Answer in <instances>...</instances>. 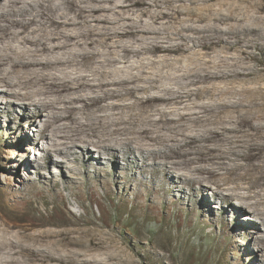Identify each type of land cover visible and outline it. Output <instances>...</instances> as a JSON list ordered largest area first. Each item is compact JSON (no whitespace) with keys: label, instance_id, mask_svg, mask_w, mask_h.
Wrapping results in <instances>:
<instances>
[{"label":"bare ground","instance_id":"obj_1","mask_svg":"<svg viewBox=\"0 0 264 264\" xmlns=\"http://www.w3.org/2000/svg\"><path fill=\"white\" fill-rule=\"evenodd\" d=\"M51 1L0 0V87L19 102H7L3 115L15 130L22 120L40 119L38 133H49V141L55 136L58 142L44 151L42 163L34 159L23 164L24 191L42 197L47 188L63 204V192H68L84 207V189L92 200L98 189L105 196L113 194V186L129 190L126 172L121 182L114 171L123 161L126 170L134 165L140 173L159 178L157 186L149 183L150 190L160 194L151 211L159 205L167 217L179 211L182 198L171 195L177 189L191 198L188 210L194 217L210 205L198 197L212 183L215 201L228 204L233 198L240 209L226 206L222 221L204 218L198 224L211 229L221 223L229 231L241 227L252 233L256 256L264 254V230L259 235L256 225L239 217L250 210L264 227V123L252 124L264 119V105L225 100L245 94V89L201 86L230 77L219 70L233 69L249 56V37L257 35V27L264 28V17L259 16L264 0H187L188 5L179 4L183 0H60L58 7ZM132 14L137 18H129ZM255 47L260 50L261 45ZM218 48L238 49L239 55L221 56ZM144 53L163 56L139 58ZM133 57L138 60L132 62ZM202 98L209 103H201ZM172 104L175 107L165 109ZM227 121L235 127L225 126ZM245 126L252 131L249 140L232 142L234 149L247 145L245 151L209 145L233 138L228 134ZM82 148L100 170L91 172L82 162ZM134 152L140 158L133 157ZM53 153L61 163L67 157L78 168L82 165L69 168L77 177H67L64 165L50 158ZM28 166L34 169L33 178L25 175ZM135 180L137 186L148 185L142 178ZM183 185L189 186V193ZM224 188L230 193L220 197ZM133 193L143 197L140 191ZM42 203L51 202L43 198ZM88 213L69 220L71 230L34 233L29 230L52 220L20 215V224L11 220L15 214H6L9 221L0 219V264H133L128 239L114 228L105 230V224ZM228 214L236 217L230 228Z\"/></svg>","mask_w":264,"mask_h":264},{"label":"rangeland","instance_id":"obj_2","mask_svg":"<svg viewBox=\"0 0 264 264\" xmlns=\"http://www.w3.org/2000/svg\"><path fill=\"white\" fill-rule=\"evenodd\" d=\"M31 1L34 3L37 0ZM61 3L62 1L60 0H52L50 4L52 7H58ZM198 3L200 4L201 1H198ZM179 4L188 5V1L183 0ZM179 4L174 3V6ZM166 10V8H163V11L166 12ZM137 16L138 14H132L129 18L135 19ZM259 16L264 17V13ZM144 19L146 20V18ZM229 24H223L221 27L226 28ZM242 27L245 28L244 25ZM254 27L252 24L250 25V28ZM257 28V35L253 34L249 37V56L244 62L230 70L223 68L219 70L223 73H229L231 76L226 79H216L209 83H203L201 86L215 84L219 87H232L235 90L245 89L247 90L245 94L233 95L225 100L230 102L240 100L241 103L246 100L264 105V28L263 26ZM241 29L239 28V30ZM255 45H261L260 50ZM217 50L221 56L234 59L239 55L238 49L223 51L218 48ZM161 56L163 54L152 55L144 53L139 58L157 60ZM136 60L138 58H131L132 62ZM4 90L3 87H0V114L2 113L0 116V219L9 221L6 214H15L16 216H10L11 220H16L22 224L23 222L19 219L20 215H24L26 220H31V214H38L46 217L45 219L52 220V222L34 227L29 232L34 233L35 231L43 230L53 232L67 231L74 228L73 225L68 224V221L84 215L85 210H88V216L97 219L100 224L104 223L106 226L105 230L110 227L114 228L120 236L128 239L135 254L133 264H258V262H264V256H262L264 254H260V256L255 254L256 249L252 243V233L246 232L241 227L238 228V226L236 231L232 230L233 232L229 231L228 227L222 229L221 223H215L211 229L201 227L198 224L204 218L213 222L222 221L223 215H225L222 209L226 206H232L235 209L234 211L240 209L239 205L234 204L235 200L233 198L228 200V204L220 200L215 201L212 197L215 186L212 183L203 188L198 197L199 199L201 197L206 198L210 205L201 207V213L194 217L188 210L191 198L188 195L179 193L177 189H172L171 195L174 197L181 196L182 202L179 205V211L171 212L169 217L166 216L164 206L159 205L155 211H151V203L160 194L155 195L150 190L149 183L152 182L154 186H157L160 183L159 178H155L146 172L140 173L134 165L131 166L130 170H126L123 161L116 165L114 171L121 182L124 180L123 173L126 172L129 177L128 180L126 178L129 190L117 189L113 186V194L105 196L98 189L96 197L92 200L89 190L84 189L81 198L84 207H80L68 192H63V198L66 201L64 204L60 201V198L54 197L53 193L48 191L47 188L43 191L42 197H34L27 194L22 185L23 164L34 159H38L42 163L44 151L51 146L56 147L58 142L55 136L52 137L53 141L50 142L47 138L49 133L45 136L38 133L42 127L40 119L22 120V127L19 130H15V124L8 122L3 113L6 110L7 102L13 101L16 104L19 102L5 96L3 94ZM200 102L209 103V100L202 98ZM172 106L175 107L173 104L171 107L170 105H165V109L170 110ZM13 115L17 116L16 113H13ZM225 123L224 125L227 127H235L232 122L227 121ZM260 123H264V119L254 121L252 124L255 127ZM201 129L203 130L204 128L201 127L197 130L202 131ZM197 130L188 133L197 134L196 132H199ZM249 133L251 134L252 131L245 126L242 127L241 131L228 134L233 137L229 139L230 141L223 137L222 140L211 142L209 145L216 146L221 150L231 147L230 149L235 151H245L247 145L234 149L232 148L234 147L232 142L234 139L239 140L240 144H243L246 139L249 140ZM27 136L30 139L29 141H27ZM250 143L249 141L248 144ZM50 156L52 160L60 162L61 157H58L59 155L53 153ZM133 157L140 158V155L134 152ZM63 159H65L64 163H61L63 162L61 161L60 164L64 165V167L62 166L64 174L67 177H70V175L77 177L76 174L70 172L69 168L79 169L83 166L79 165L78 168L69 158L65 157ZM81 160L88 165L91 172L100 170V166L91 159L84 148H82ZM25 175L33 178V167L28 166V172ZM42 175L48 177L46 172H42ZM137 177L147 181L148 185L137 186V181L135 180ZM60 188L61 185L58 184V189ZM194 188L198 189L199 187L196 185ZM182 189L186 193L190 192L188 185H183ZM136 191H140L143 197L137 198L133 193ZM221 191L220 197L230 193V190L226 188L221 189ZM10 198H14L16 202H11ZM43 198L51 203L44 206L42 203ZM165 200V198L160 199V204H165ZM205 210L207 211L206 215L204 213ZM234 216L233 214L226 216L225 222L229 228L231 223H233L232 220H236ZM239 217L243 219L244 223L256 225L260 229L258 234L262 235L264 227L260 224L259 219L252 215L250 210L242 212ZM179 219L182 221L181 223L178 222Z\"/></svg>","mask_w":264,"mask_h":264}]
</instances>
